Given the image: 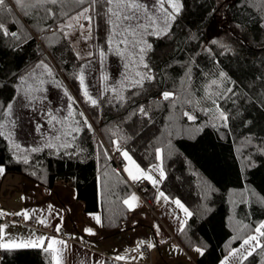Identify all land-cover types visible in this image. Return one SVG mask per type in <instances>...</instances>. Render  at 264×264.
I'll return each mask as SVG.
<instances>
[{"label":"trees","instance_id":"1","mask_svg":"<svg viewBox=\"0 0 264 264\" xmlns=\"http://www.w3.org/2000/svg\"><path fill=\"white\" fill-rule=\"evenodd\" d=\"M180 2L168 35L148 36L152 47L145 62L156 80L145 81L142 89H130L125 81V74L136 69L125 68L127 61L109 43L111 25L104 5L98 3L92 11L94 53L85 59L57 31V24L67 17L39 21L43 11L25 16L13 5L19 24L7 19L6 26L17 31L21 41L0 36V105L12 103L20 78L44 61L72 92L75 118L82 120L78 114L83 112L91 130L81 122L72 147L61 148L58 141L52 142L54 148L44 145L26 155L28 164L17 160L5 133L0 136V166L48 188L58 183L75 187L85 210L101 211L103 228L115 231L129 219L124 200L134 190L127 176L114 169L113 140H119L143 168L157 162L156 149L161 148L166 177L161 187L192 213L179 241L186 250H204L197 264H219L264 223V4ZM51 7L73 16L88 3L66 0L63 7ZM49 26L55 32L50 33ZM113 87L124 95L122 104ZM229 87L233 92L225 93ZM85 88L98 106L83 96ZM164 91L175 93V98L164 100ZM140 106L150 110V119L137 112ZM221 111L229 117L227 127L218 119ZM259 239L264 244V237ZM52 255L39 247L7 248L1 250V264H54ZM105 264L125 263L107 259ZM241 264H264V249L257 248Z\"/></svg>","mask_w":264,"mask_h":264},{"label":"crops","instance_id":"2","mask_svg":"<svg viewBox=\"0 0 264 264\" xmlns=\"http://www.w3.org/2000/svg\"><path fill=\"white\" fill-rule=\"evenodd\" d=\"M129 155L146 172L141 180L149 181L147 175H151L159 181L154 186L158 191L156 212L150 210L142 198L133 192L127 199L134 194L138 200L132 201L131 209L127 205L130 210L129 219L117 230L107 231L103 228L102 212L86 211L84 204L78 199L75 187L58 183L54 188H48L22 174L4 171L0 174V212L13 215L20 213L17 215L20 219L0 223V244L15 242L27 245L34 242L37 246L23 247L48 249L51 238L66 242L64 233H71L74 241L72 244L66 243L67 249L62 243L48 249L53 254L54 264L57 257L60 258L61 264H105L107 259L125 264H197L201 254L195 249L201 247L195 246L186 250L179 241V234L189 216L171 202L178 198H171L161 187L164 179H161L160 172L156 169L162 168L165 171L162 160L158 159L149 168H143L131 153ZM123 161L124 169L130 167L135 172L134 166L124 157ZM124 172L131 180L128 173L125 170ZM159 192H164L169 201L165 202L163 197H159ZM24 213H27V218ZM97 216L100 218L99 222L96 220ZM39 221H46V224ZM155 225L159 228L154 227ZM85 229H90L91 232H86ZM40 237L45 238L42 244ZM82 238H85L87 243L80 242ZM141 241L146 243L141 244ZM242 242L232 249L240 248L243 251ZM148 243L155 247H151L150 255H145L141 248ZM2 249L7 248L0 247V264ZM229 253L219 264H222L225 258H228L229 264H235ZM118 256L125 259H116Z\"/></svg>","mask_w":264,"mask_h":264},{"label":"snow or ice","instance_id":"3","mask_svg":"<svg viewBox=\"0 0 264 264\" xmlns=\"http://www.w3.org/2000/svg\"><path fill=\"white\" fill-rule=\"evenodd\" d=\"M85 2L88 3V7L82 8L73 16H69L67 11H53V8L51 7L56 5L63 7L66 3V0H11V2H9V0H0V36H10L17 41H21V35L18 34L17 31H12L6 26L7 19H13L14 24H19V20L15 19L13 5H15L16 8H19V10L25 16H29L33 12L38 14L39 12L43 11L44 15L39 16V21H44L49 17H56L57 15L67 17L65 23L57 24V31L64 33V36L67 37L70 33L65 32L66 28L73 29L75 25H79L80 29H84V25L79 23L82 18L86 20L89 25L92 24L93 17L88 13L90 11H95V5L100 3L105 6V15L108 17L107 23L111 25L109 43H114L116 45L115 54L121 56L127 61L125 68L132 67L136 69L133 73L125 74V81L127 82L128 87L130 89H142L145 81H155L156 77L152 74L151 67L145 62V53L152 46L151 44L147 43V41H145L144 37L145 35H153L157 37L168 35L172 21L176 19L177 15L181 11L182 4L180 0H154V3L151 5L143 2V0H76V4L78 5H82ZM261 3L264 4V0H261ZM24 39L26 40L27 36H25ZM213 43H215V41H213ZM121 45L124 46L123 49H121ZM89 55H92V53H89ZM100 55L103 57L105 53L101 51ZM36 69H40L41 71L37 74ZM140 69H143V71ZM221 75L223 76V73H221ZM44 77L52 78L56 86L61 87L60 82L55 79L53 68L44 61H40L27 77L20 78L23 98L28 101V104L25 106L32 105L37 101L42 102L44 99H46V97L43 95H36L37 93L42 94L46 91V89L43 87V85L46 83ZM79 79L83 84V74L80 75ZM104 79L107 80V77L105 76ZM29 81H31V83H29ZM211 83L212 85H217V87H219L218 81L213 80ZM111 91L116 94L115 98L122 104L125 100V97L119 90V87H113ZM230 92H233L232 88L229 87L225 89V93ZM65 94L68 95L69 100L72 101L67 106V116L58 118L57 115L52 113H47V115L50 116L48 123L52 124L53 129L56 133H58V135H54L52 139L58 141L61 148L67 149L73 146L72 141L76 139L74 133L81 130L79 127L81 122L90 130L91 125L88 123L83 112H79L78 114L82 120L75 118L76 110L73 105L76 104V101L67 93V90H65ZM138 94L139 92L132 93V95ZM217 94L223 95L224 93ZM83 96L88 98V101L92 106H98V100L92 98L89 95L87 88L83 90ZM161 96L164 100H173L175 98V93L164 91L161 93ZM106 102L111 103L112 101L109 100ZM213 102L215 103V101ZM149 111V109H145L143 106H140L137 109V112L140 115L150 119ZM137 112H134L133 115L137 114ZM12 114L13 104L11 102H9L7 105H0V136L5 135L6 128L11 129V127L14 126L15 120L11 119ZM184 115H187L188 119L190 120L195 119L194 116H191L188 113H184ZM218 119L223 120V126L227 127V121L229 117L224 112H219ZM57 124H60L61 127L57 128ZM40 127V125H37L38 129ZM11 136L12 132L9 130L7 132V137L10 138ZM113 145L117 151L121 152V155L124 157V159L135 168V172H133L132 168L125 167L124 170L128 173L129 178L134 182L141 180L142 177L146 175L145 170L141 169L140 166L136 164L126 149H121L119 140H113ZM45 146L49 148L57 147V145L51 141ZM14 147L17 149L20 148V146L16 144H14ZM40 150V148L30 149L31 152H37ZM25 151H28V149H25ZM156 151L160 154L161 159H163V149L157 148ZM17 160H22V162L25 164L29 163L27 156H18ZM156 170L160 172L161 179L166 178L162 168H157ZM4 171L5 169L0 167V174H3ZM147 179L151 181L153 186H156L159 183V181L154 179L151 175H147ZM159 197H163L165 202L169 201V197H167L164 192H159ZM137 200L138 198L133 194L130 199L124 200V204L128 205L131 209L133 207L132 201ZM171 202L174 203L178 208L182 209L186 216L190 217L192 215L189 209L185 207V205L181 203L179 199H173ZM17 215H20V213H17ZM24 215L27 218V213H24ZM96 220L99 222L100 218L97 216ZM39 222L46 224V221ZM154 227L157 229L159 228L158 225H155ZM262 229H264V223H261L259 227L255 228V234L249 235L247 238L243 239L241 245L243 251H241L240 248L232 249L229 255L234 258L235 264H241V261L246 260L249 256H251L257 248L264 249V244H262L259 239V237H264V231H262ZM57 231H59V228H57ZM85 231L91 232L90 229H85ZM44 239V237L39 238L41 244L43 243ZM57 243H62L64 248L67 249L66 242L58 241L56 238H51V241L48 244V249L52 248V246L56 245ZM140 243L144 244L146 242L141 241ZM23 246L37 245L34 242H29L27 245L17 244L15 242L10 244H0V247L4 248H18ZM147 246L150 248L155 247V245L151 243H148ZM48 249L45 250L47 251ZM195 251L201 255L204 254V250L201 248H196ZM116 259H125V257L118 256ZM56 264H61L59 257L56 258ZM222 264H229L228 258H225Z\"/></svg>","mask_w":264,"mask_h":264},{"label":"rangeland","instance_id":"4","mask_svg":"<svg viewBox=\"0 0 264 264\" xmlns=\"http://www.w3.org/2000/svg\"><path fill=\"white\" fill-rule=\"evenodd\" d=\"M143 2L151 5L154 3V0H143ZM88 14L92 16V11ZM79 23L84 25V29H80L79 25H75L73 29L66 28L65 31L70 33L67 38L74 46L78 57L85 59L91 57L89 53H92V55L94 53L93 42L95 40V33L94 30H92L93 21L92 24L89 25V23L82 18ZM55 30L50 31V33L55 32ZM148 36L149 35H145V41L148 40ZM147 43L149 42L147 41ZM123 47L122 45V48ZM40 71V69H37L36 73L38 74ZM44 79L46 83L43 87L46 91L42 94H36L37 96L43 95L46 97L42 102L37 101L32 105L25 106L28 104V101L23 98L21 91L22 84L18 85L17 95L13 98V114L11 119L15 120V124L11 129L6 128L5 133L7 135L9 130L12 132V136L7 139H9L11 148L13 149L12 152L17 156H26L31 152V148H41L50 141L55 143L56 141L53 140L52 137L58 135V133L53 129L52 124L48 123L50 116L47 115V113H52L57 115L58 118H63L67 116V106L72 102L69 100L68 95L65 94V90H67V93L72 97L73 94L71 91L62 84L61 87H57L50 77H44ZM29 83H31V81H29ZM37 125L41 127L38 129ZM56 127L59 128L61 125L57 124ZM14 144L19 145L20 148H15ZM25 149H28V151H25ZM160 158L161 156L159 154L157 159Z\"/></svg>","mask_w":264,"mask_h":264},{"label":"built area","instance_id":"5","mask_svg":"<svg viewBox=\"0 0 264 264\" xmlns=\"http://www.w3.org/2000/svg\"><path fill=\"white\" fill-rule=\"evenodd\" d=\"M54 29L51 27L49 28V32L53 31ZM121 149H124V146L122 144H120ZM115 148V147H114ZM111 155L114 161V169L120 173H125L124 172V161H123V157L121 155V152L117 151L116 148L111 150ZM130 184L131 187L133 188L134 192H136L144 201V203L146 204V206L152 210L153 212H156L157 210V205H156V198L158 196V191L157 189L152 186V184L147 181V180H139V181H132L130 180ZM20 218H18L17 215H13V213H4V212H0V223L1 222H5V221H17ZM64 239L66 241L67 244H72L73 243V238L71 233H64ZM82 243H87L85 238H82L81 241ZM142 253L145 255H150L151 254V248L148 247L147 245H143L142 248Z\"/></svg>","mask_w":264,"mask_h":264}]
</instances>
